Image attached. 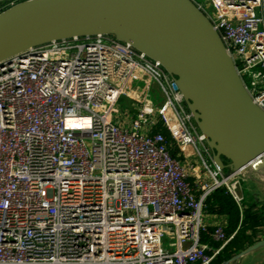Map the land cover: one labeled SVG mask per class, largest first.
<instances>
[{"label": "built area", "instance_id": "built-area-1", "mask_svg": "<svg viewBox=\"0 0 264 264\" xmlns=\"http://www.w3.org/2000/svg\"><path fill=\"white\" fill-rule=\"evenodd\" d=\"M191 1L264 111V0ZM245 172L215 166L176 78L130 43L74 37L0 63V264H212L231 239L206 201L225 187L241 208Z\"/></svg>", "mask_w": 264, "mask_h": 264}, {"label": "water", "instance_id": "water-1", "mask_svg": "<svg viewBox=\"0 0 264 264\" xmlns=\"http://www.w3.org/2000/svg\"><path fill=\"white\" fill-rule=\"evenodd\" d=\"M96 35L130 43L176 78L220 171L264 170V111L191 0L23 1L0 14V63L53 41ZM262 247L264 240L223 264Z\"/></svg>", "mask_w": 264, "mask_h": 264}, {"label": "crops", "instance_id": "crops-1", "mask_svg": "<svg viewBox=\"0 0 264 264\" xmlns=\"http://www.w3.org/2000/svg\"><path fill=\"white\" fill-rule=\"evenodd\" d=\"M177 152H179L178 147ZM176 156H178V153ZM180 159L183 158L180 157ZM247 171H251V174L247 176L248 180L245 182L246 184L244 183L245 186H247V192L245 190V186L242 185L241 190L245 200L240 210L242 214V219L247 217V221L249 220L248 222H246V226L248 228V240L244 242L243 246H236L237 248H239L238 252H235L236 250H230V245L234 242V238L237 234V231L241 227V223L233 233L228 234V216L224 214H215L208 211L206 222L209 226V230L213 232L216 225L223 224L225 226V232L227 237L231 239L229 243L225 246V248L221 251V253L216 257L212 264H223L232 259L233 257L243 253L245 250L253 246L258 241L264 240V170L256 171L253 169H247L246 172ZM201 238L202 242L209 245L210 247L218 248L221 246L220 242L214 241L211 236L207 233H203ZM208 253L211 254V250L208 251ZM238 264H264V247L244 255L239 260Z\"/></svg>", "mask_w": 264, "mask_h": 264}, {"label": "trees", "instance_id": "trees-1", "mask_svg": "<svg viewBox=\"0 0 264 264\" xmlns=\"http://www.w3.org/2000/svg\"><path fill=\"white\" fill-rule=\"evenodd\" d=\"M159 130L162 131L163 133H168L167 129H165L162 125L159 127ZM168 137V136H167ZM170 140V138L168 137ZM171 142V140H170ZM173 142V141H172ZM170 146V151L171 153L176 156L177 155V150L176 147ZM207 204V212L215 213V214H224L227 215L229 218V228L227 230L228 234L233 233L239 224L241 223V227L237 231V234L235 236V240L233 243L230 245V250H236L235 252L239 251V248L244 245V242L248 240L247 236V217L242 219V214L240 207L237 205L233 197L228 193L227 189L225 187H222L215 192H213L207 199L206 201ZM246 223V224H245ZM237 246V247H236Z\"/></svg>", "mask_w": 264, "mask_h": 264}, {"label": "rangeland", "instance_id": "rangeland-1", "mask_svg": "<svg viewBox=\"0 0 264 264\" xmlns=\"http://www.w3.org/2000/svg\"><path fill=\"white\" fill-rule=\"evenodd\" d=\"M199 1H203V0H199ZM137 85H139V83H137ZM156 92H158V89H157V87L155 88V93ZM118 107H119V109L121 110V113H124L125 114V116H126V118H132L133 117V114H134V112H135V110H134V106L132 105V102H130L129 101V99L127 98V97H123L120 101H119V105H118ZM128 116V117H127ZM165 134V133H164ZM166 136H168L169 138H170V140H172L173 141V139H172V136H171V134L169 133V131H168V133H166L165 134ZM172 146H174V147H176V150H177V145L175 144V142H172ZM198 147H199V149L202 151V153H203V155L206 157V158H208V156H207V154L205 153V151H204V148L202 147V145L199 143L198 144ZM188 154H184L183 155V157L185 158V159H188V160H192V161H194V163H197L196 162V159L198 158V159H200V156H199V154H198V151H197V149L194 147V146H192V148H189L188 149ZM182 157V158H183ZM199 163H200V160H199ZM251 174V171H247L246 172V174L245 175H250ZM246 184V183H245ZM245 184H243L244 186H245ZM247 186H245V190H246V192H247ZM227 236V235H226ZM166 243H168V241H165Z\"/></svg>", "mask_w": 264, "mask_h": 264}]
</instances>
